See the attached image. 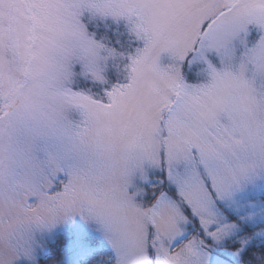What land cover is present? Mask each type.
<instances>
[{
	"label": "rangeland",
	"instance_id": "obj_1",
	"mask_svg": "<svg viewBox=\"0 0 264 264\" xmlns=\"http://www.w3.org/2000/svg\"><path fill=\"white\" fill-rule=\"evenodd\" d=\"M263 239L264 0H0V264Z\"/></svg>",
	"mask_w": 264,
	"mask_h": 264
},
{
	"label": "trees",
	"instance_id": "obj_2",
	"mask_svg": "<svg viewBox=\"0 0 264 264\" xmlns=\"http://www.w3.org/2000/svg\"><path fill=\"white\" fill-rule=\"evenodd\" d=\"M248 249H251V250L248 251ZM248 249L245 251V253L242 256L244 258V260H247V259L249 260L251 255H254V256L257 255V258L259 260L262 259L264 257V254L259 253V251L264 250V239L261 242H258V241L255 242V244H253V247L248 248ZM255 251H257V252H255ZM251 259H253V258H251ZM253 260H255V259H253Z\"/></svg>",
	"mask_w": 264,
	"mask_h": 264
}]
</instances>
